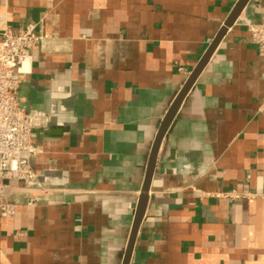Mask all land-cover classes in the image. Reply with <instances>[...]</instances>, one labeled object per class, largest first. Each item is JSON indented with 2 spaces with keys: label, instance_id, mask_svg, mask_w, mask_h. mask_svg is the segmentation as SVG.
I'll use <instances>...</instances> for the list:
<instances>
[{
  "label": "crops",
  "instance_id": "crops-1",
  "mask_svg": "<svg viewBox=\"0 0 264 264\" xmlns=\"http://www.w3.org/2000/svg\"><path fill=\"white\" fill-rule=\"evenodd\" d=\"M238 1L0 0V37L42 36L17 94L49 115L36 179L4 198L0 264L123 263L159 127ZM263 14L246 1L181 98L128 264H264Z\"/></svg>",
  "mask_w": 264,
  "mask_h": 264
},
{
  "label": "built area",
  "instance_id": "built-area-1",
  "mask_svg": "<svg viewBox=\"0 0 264 264\" xmlns=\"http://www.w3.org/2000/svg\"><path fill=\"white\" fill-rule=\"evenodd\" d=\"M252 42L264 60V14L247 24ZM42 36L36 23H24L16 30L5 27L0 37V211L11 216L17 204L4 199L12 192V182L36 179L32 157L36 152L33 131L44 127L49 115L25 109L18 98V84L24 62H29L35 44ZM43 46V45H42Z\"/></svg>",
  "mask_w": 264,
  "mask_h": 264
},
{
  "label": "water",
  "instance_id": "water-1",
  "mask_svg": "<svg viewBox=\"0 0 264 264\" xmlns=\"http://www.w3.org/2000/svg\"><path fill=\"white\" fill-rule=\"evenodd\" d=\"M246 1L247 0H239L237 2L235 7L233 8V10L231 11L229 17L224 22L223 27H221L220 31L215 36L214 40L212 41V43L209 46V48L207 49V51L201 57V59L199 60L197 65L194 67V69L191 71V73L188 75L185 83L183 84L182 88L180 89V91L176 95L175 99L171 103V105H170V107H169V109L165 115V118L163 119L161 126L159 127V130L156 134V137L153 141V145H152L151 150H150V154H149V158H148V162H147L146 170H145V177H144L143 184L141 187V192H140V195H139L137 202L135 204L134 219H133V223H132V226L130 229V233H129V237H128V241H127V245H126L122 264H128V261H129V258H130L131 252H132V248L134 245L137 229L139 227V223H140L142 216L144 214L146 201H147V191L149 189L150 179H151V175L153 172L155 157H156V153H157L159 143H160L161 139L165 136V134L167 132H169V130L171 129L172 118H173V115L175 113V110H176L181 98L184 96L185 92L187 91L189 86L192 84V82L194 81V79L196 78V76L198 75V73L200 72L202 67L204 66V64H205L207 58L209 57L213 47L215 46L216 42L219 40V38L223 34L225 28L233 22V20L235 19V17L239 13L240 9L244 6Z\"/></svg>",
  "mask_w": 264,
  "mask_h": 264
}]
</instances>
